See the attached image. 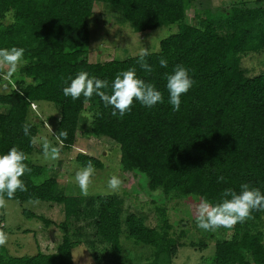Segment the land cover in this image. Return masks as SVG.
Listing matches in <instances>:
<instances>
[{"label":"trees","instance_id":"obj_1","mask_svg":"<svg viewBox=\"0 0 264 264\" xmlns=\"http://www.w3.org/2000/svg\"><path fill=\"white\" fill-rule=\"evenodd\" d=\"M195 1L0 0V48L25 49L22 66L6 82L7 90L0 93V154L15 146L26 153L25 163L31 168L21 177L28 191H18L11 200L58 205L64 219L52 224L62 230L54 252L13 257L0 247V264H72L71 249L77 243L65 223L80 215V199L59 194L55 179L46 176V168L29 159L36 148L30 138L37 136V125L28 115L30 106L38 102L51 103L58 110L53 135L63 149L74 145L77 131L83 136L108 138L118 147L119 171L143 176L147 191H158L165 200L189 198L198 204L207 199L215 204L222 200L224 189L239 192L244 183L264 194V70L247 75L240 68L242 57L264 52V10L232 3L216 15L192 10L194 22L188 24L186 12ZM94 2L116 9L120 24L126 23L136 34L160 26L176 27V32L162 39L158 50L146 57L153 68L150 74L137 65L138 56L87 61L88 19ZM161 57L167 59V68L160 67ZM176 65L186 67L194 80L180 98L179 111H173L168 102L165 77ZM133 67L138 78L162 93V103L147 108L134 101L131 111L120 118L112 116V109L105 108L98 96L73 101L63 95V87L81 71L111 84L118 72ZM26 122L32 125L30 136L23 134ZM63 130L67 139L58 140ZM73 161L78 167L91 161L95 169L101 168L99 160L82 153ZM218 176H223L224 182L218 183ZM162 206H155L160 220L155 227L147 226L143 217L123 211L114 197H98L96 208H88V216L95 237L112 253H122L120 264H170L177 248L185 246L179 239L186 231L179 223L175 232ZM22 214L48 225L47 220L29 212ZM252 215L250 220H258L264 212ZM251 229L246 222L237 223L228 229L229 237L220 241L205 231L202 239L188 247L203 250L211 243L212 255L205 264H264L262 235ZM121 241L129 248L126 255ZM130 250L137 252L131 256Z\"/></svg>","mask_w":264,"mask_h":264},{"label":"rangeland","instance_id":"obj_2","mask_svg":"<svg viewBox=\"0 0 264 264\" xmlns=\"http://www.w3.org/2000/svg\"><path fill=\"white\" fill-rule=\"evenodd\" d=\"M231 3L248 7L258 6L264 10V0H198L193 2L192 9L186 12L185 21L193 24L192 10L216 15ZM120 23V16L116 9L98 2L92 4L91 16L88 19L86 57L89 63L121 61L138 56L141 48H148L149 53L156 52L158 43L176 32L174 25H167L136 34L126 23ZM263 62L264 52L249 53L242 57L240 68L247 75H256L264 70ZM7 71V67L0 69V76ZM5 90L7 88L0 90V93ZM29 111L28 120L37 125V140L46 138L52 146L60 148L58 160H47L43 155L42 142L36 143L35 150L29 156L31 163L46 168L48 172L46 176L55 179L59 194L80 199L78 207L80 215L70 217L65 223L68 234L73 235V240L77 242L71 249L72 264H120L123 262L120 259L122 253L119 255L112 253L109 246L101 243L94 235L88 208L90 206L93 207L92 209L96 208L98 197L116 198L121 202L123 211L143 217L145 224L149 227L160 225L155 206L162 204L167 223L174 227L176 233L179 230V225L176 224L182 223L181 226L186 231L185 236L179 239V242H183L185 246L177 248L175 255L170 259V264H205V261L211 257L213 249L211 243H208L203 250L188 247V243L198 242L202 239L203 233L205 234L204 230L197 227L195 218L197 204L191 199L165 200L158 191L151 193L147 191L143 176L133 175V173L122 174L118 166V147L108 138L83 136L77 131L74 145L70 149H63L53 135V127L58 116L55 105L38 102L30 106ZM0 112H3L1 106ZM85 124L87 125V121ZM77 153L95 158L101 163V168L95 169L93 183L89 189L90 194L87 197L81 195L79 188L72 182L75 171L79 168L73 161ZM112 175L122 180L119 192L114 194L109 193L107 189V180ZM23 211L33 214L36 218L47 220L48 225L45 227L41 220L24 216ZM0 219V231H4L8 236V242L4 248L9 256H32L37 251L49 254L54 252L55 247L60 243L62 230L52 225L64 222L61 207L58 205L38 201L7 200L6 207L0 208ZM246 224L252 228V232L261 233L264 245V217L248 220ZM208 233L213 236V240L220 241L229 237L228 229L223 227ZM121 244L123 255H126L125 250L129 248L124 241H121ZM140 251L145 254L143 250ZM136 252L130 250L128 254L134 256ZM123 264H130V262Z\"/></svg>","mask_w":264,"mask_h":264},{"label":"clouds","instance_id":"obj_3","mask_svg":"<svg viewBox=\"0 0 264 264\" xmlns=\"http://www.w3.org/2000/svg\"><path fill=\"white\" fill-rule=\"evenodd\" d=\"M25 49L18 47L0 48V69L7 67V73L0 76V90L7 88V81L22 66ZM148 48H141L136 61L140 69L150 74L153 71L151 65L147 63L146 57L149 55ZM161 68L168 67L167 59L161 57L159 60ZM166 88L169 93V104L173 111H179L181 96L186 94L194 84V80L189 76V70L183 65H176L171 73H166ZM110 89V91H108ZM65 97H70L73 101L83 96L85 100L98 96L105 108H111L112 116L124 117L131 111L134 101H138L142 106L152 108L163 102L162 93L157 90L154 84L138 78L136 69L129 68L116 74L112 83L96 77H89L85 71L77 73L74 78H70V83L62 89ZM23 93H21L22 95ZM97 116L102 114L97 112ZM30 123L22 125L23 134L30 136ZM68 133L66 130L59 131L57 139L61 137L66 140ZM42 142L44 158L47 160H58L60 158V148L52 146L46 138H30V143L35 145ZM62 143V141H61ZM28 159L26 153L17 147H12L5 154H0V208L6 207L7 200L15 197L19 192H26L28 188L21 179L26 173L31 172V168L25 163ZM95 166L88 161L82 167L76 169L73 183L79 188L81 195L87 197L90 186L93 183ZM223 176L217 177V182H224ZM122 185V180L112 175L107 180L109 193H118ZM222 200L218 203H210L207 199H201L195 207V218L197 227L215 232L219 228L233 229L237 223L243 224L250 219H254L253 212H264V194L260 189L250 187L244 183L240 185V191L226 188L222 192ZM7 198V200H6ZM8 242V236L4 231H0V247H4Z\"/></svg>","mask_w":264,"mask_h":264}]
</instances>
